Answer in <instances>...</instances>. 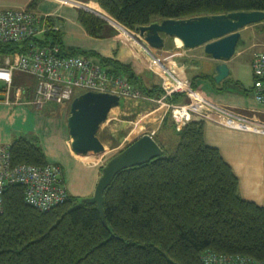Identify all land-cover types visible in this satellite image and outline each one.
I'll list each match as a JSON object with an SVG mask.
<instances>
[{
    "label": "trees",
    "instance_id": "trees-1",
    "mask_svg": "<svg viewBox=\"0 0 264 264\" xmlns=\"http://www.w3.org/2000/svg\"><path fill=\"white\" fill-rule=\"evenodd\" d=\"M96 2L132 30L158 18L264 11V0ZM39 3L30 0L27 7L36 10ZM78 18L90 35L103 36L107 22L97 13L80 8ZM39 41L57 43L64 54L92 53L66 49L62 29L48 31ZM28 45V40L0 42V55L25 51ZM98 61L124 74L145 95H163L160 85L144 83L131 65L102 56ZM182 95L167 101L178 103ZM175 132L174 150L160 143L161 155L116 174L104 194L107 225L97 204L69 192L63 202L40 210L26 201L24 185L8 184L0 212V264H203L201 253L207 249L264 262V204L242 197L232 167L206 142L202 120L192 118ZM26 137L9 144L12 163H51L35 138Z\"/></svg>",
    "mask_w": 264,
    "mask_h": 264
},
{
    "label": "built area",
    "instance_id": "built-area-1",
    "mask_svg": "<svg viewBox=\"0 0 264 264\" xmlns=\"http://www.w3.org/2000/svg\"><path fill=\"white\" fill-rule=\"evenodd\" d=\"M76 4L84 7L83 3ZM91 10L99 14L98 10ZM114 24L122 30L119 36L124 42L137 47L139 51L136 53H144L147 68L160 74V85L164 90L161 97H146L124 74L117 73L89 57L64 54L57 43H41L39 39H44L48 31L62 29L57 15L40 13L28 7H0V42L29 41L25 51L0 55V81L5 86L3 101L10 103L14 99L20 100L24 95L26 102L43 106L47 103H62L77 91L107 92L121 98H148L159 104L163 103L167 110L172 111L174 119L183 125L192 120L196 113L210 117V110H218L226 117L225 125L264 135V120L220 108L212 103L194 89L184 70L159 54L158 49L151 47L139 32L116 20ZM252 70L255 97L257 101L264 103V51L254 54ZM17 71L35 77L36 84L32 90L15 87ZM176 93L188 95L189 102L174 104L167 101V98ZM63 172L62 165L58 163L14 165L9 144H0V212L5 188L13 183L24 185L26 201L40 210H49L63 202L68 196ZM201 261L203 264H264L263 261L247 255L219 253L210 249L201 253Z\"/></svg>",
    "mask_w": 264,
    "mask_h": 264
},
{
    "label": "crops",
    "instance_id": "crops-1",
    "mask_svg": "<svg viewBox=\"0 0 264 264\" xmlns=\"http://www.w3.org/2000/svg\"><path fill=\"white\" fill-rule=\"evenodd\" d=\"M87 2L97 3L96 0H42V3L38 4L36 11L44 14L57 15L61 23L63 43L66 49L92 52L91 55L87 54L88 57L98 63L100 62L97 58L102 56L114 59L123 64H129L144 83L147 85H160V74L147 68L144 63V53H136L139 51L137 47L122 41L116 36H114V40L109 37L95 38L86 31L78 18V8L82 7L76 3L86 4ZM47 3L50 5L57 3V5L54 8H47V6H44ZM25 7H27V3ZM84 9L89 10L88 8ZM94 9L98 10L96 8ZM99 15L102 16L101 14ZM241 32L243 45L246 46L241 49L243 45H240L236 53L227 61L230 67V75L220 83H217L213 78L215 66L219 61L206 55L204 46L193 49L186 47H184L185 49H179L183 47L177 46L178 50H183L184 53H180V58L176 60V64L194 82V89L202 93L212 103L220 108L234 110L235 112L264 120V103L257 101L255 97L253 91L254 75L252 70L254 54L258 51H264V20L245 26ZM244 53L251 54L248 61L249 80H245L244 76H241L240 58ZM16 77L17 75H15ZM14 84L15 87L21 86L32 90L36 84V79L31 75L22 73ZM3 86V83L0 81V119L2 121L4 115H10L11 110L26 103V97L24 95L18 101L14 99L10 103L4 102L5 91L1 89ZM188 102L189 96L183 94L178 104H186ZM113 110L116 115L126 110L130 113L137 114V116L142 115L140 121H145V123L150 125H152L150 123L152 119H156V121L158 119L159 129L144 131L141 136L149 133L163 147H166L165 144L170 143L172 140L177 142L178 137L175 131H180L184 127L183 124H179L168 113L169 110H167L166 105L163 103H155L148 98H121L120 105L113 107L111 112ZM209 114H211L210 117H204L200 113H196L193 116V118L204 122L206 142L218 148L224 159L232 167L239 179L240 194L242 197L263 205L264 135L233 129L225 125L226 117L218 110H210ZM149 116L150 118L148 119ZM130 122L128 120L120 121L119 127L124 128ZM14 137V133L5 132L3 128L0 129V144H10ZM117 138L119 139L121 137L118 136ZM71 154L73 153L71 152L69 154L70 158L74 162H80L82 160L77 155ZM60 164L63 167V179L68 192L72 193L71 191H73L80 194L81 192L73 186L71 187L70 179H68L70 174L68 173L67 166L64 163ZM90 167L92 166H89L87 163V168ZM81 175L84 177V174ZM86 177L89 178V176ZM82 180L84 183L86 182V178H82ZM81 183L83 182L81 181Z\"/></svg>",
    "mask_w": 264,
    "mask_h": 264
},
{
    "label": "water",
    "instance_id": "water-1",
    "mask_svg": "<svg viewBox=\"0 0 264 264\" xmlns=\"http://www.w3.org/2000/svg\"><path fill=\"white\" fill-rule=\"evenodd\" d=\"M262 20L263 10L232 11L179 19L166 18L138 26L136 31L151 47L157 49L165 46L166 37L180 39L182 46L186 48L204 46L206 55L219 61L215 66L213 78L220 83L230 75L227 61L240 45L244 44L241 30ZM120 103L119 95L107 92L86 91L75 97L71 103L68 127L73 138L72 148L78 155L93 157L105 154L106 148L98 136V131L101 124L108 119L112 108ZM162 153V147L154 136L145 133L108 162L94 195L86 200L97 204L106 225L104 194L116 174L148 162Z\"/></svg>",
    "mask_w": 264,
    "mask_h": 264
},
{
    "label": "rangeland",
    "instance_id": "rangeland-1",
    "mask_svg": "<svg viewBox=\"0 0 264 264\" xmlns=\"http://www.w3.org/2000/svg\"><path fill=\"white\" fill-rule=\"evenodd\" d=\"M29 1L30 0H0V7L22 8L25 7L26 3L28 4ZM40 3H42V0H40ZM54 4L50 5L47 3L44 4V6H47V8H54L57 3ZM83 6L88 8L91 12H94L91 9H98L97 12L103 17L99 14L98 15L107 22L104 29L105 32L104 30L102 31L103 36L95 37L91 35L92 37H109L114 40V36H116L121 39L119 35L122 33V30L114 24V20L116 19L105 12V10H103L99 4L87 2ZM79 11L80 8H78V14ZM158 19L161 20V18ZM177 46L178 45L175 40H173L171 37H166L165 46L157 51L162 55H166V58L170 61L176 63V60L180 58V53H184L183 50H178ZM245 46L246 45L241 46V49H243ZM179 47H183L179 49H185L182 45ZM250 55V53H244L240 58L241 76H244L245 80H249L248 61ZM21 74L22 72L20 71L16 72L17 77L15 78V81L21 76ZM80 94H82L81 91L73 92L70 95V99H67L62 103H47L43 106L30 101L26 102L24 105L17 106L11 110L9 113L10 115H4L3 121L0 119V129L3 128L5 132L14 133L15 138L17 136L34 137V140L40 144L47 154L49 162L64 163L65 166H67L68 173L70 174L68 179H70L71 187L73 186L75 189L81 192L78 194V192L75 193L71 191L73 194H69L80 197L83 201H86L88 198L94 195L98 181L103 175L104 169L108 162L123 152L132 142L141 136L144 131L159 129V121L158 119L157 121L156 119H152V122H150L152 125H150L145 123V121H140V117L142 115L137 116V114L130 113L128 110L119 112L118 115H116L115 111L113 110L110 113L108 119L101 124L98 131V136L106 148L105 154L101 156H93V158H89V156H80L72 148L73 138L69 133L68 127V118L71 115V103L75 97ZM149 118L150 116L148 119ZM125 120L131 122L124 128H120V121ZM118 136L121 138L118 139ZM121 139L123 140L121 141ZM175 143V140H172L170 143L168 142L165 144V146L168 150H174L172 148H174ZM70 151L73 153L71 155H77V157L81 158L82 160L79 159L81 160L80 162H74L71 160L69 155L71 153ZM87 163L92 167L87 168ZM81 174H84V177H82L83 175ZM86 176L91 178L89 179ZM82 178H86L85 183ZM81 181L83 183H81Z\"/></svg>",
    "mask_w": 264,
    "mask_h": 264
},
{
    "label": "flooded vegetation",
    "instance_id": "flooded-vegetation-1",
    "mask_svg": "<svg viewBox=\"0 0 264 264\" xmlns=\"http://www.w3.org/2000/svg\"><path fill=\"white\" fill-rule=\"evenodd\" d=\"M160 48H158V50H159ZM159 54H161V53H159ZM162 55V54H161ZM165 57H166V55H164ZM177 65V64H176ZM188 77V76H187ZM189 78V77H188ZM161 83V82H160ZM161 86V85H160ZM147 96V95H146ZM148 97H150V96H148ZM161 97V96H160ZM153 98H155V97H153ZM159 98V97H158ZM156 103V102H155ZM174 104H178V103H176V102H173ZM168 113H170V115H172V117H173V114H172V111H169ZM174 118V117H173Z\"/></svg>",
    "mask_w": 264,
    "mask_h": 264
},
{
    "label": "bare ground",
    "instance_id": "bare-ground-1",
    "mask_svg": "<svg viewBox=\"0 0 264 264\" xmlns=\"http://www.w3.org/2000/svg\"><path fill=\"white\" fill-rule=\"evenodd\" d=\"M175 41H176V43H177L178 46H181L182 45V42H181L180 39H176Z\"/></svg>",
    "mask_w": 264,
    "mask_h": 264
}]
</instances>
